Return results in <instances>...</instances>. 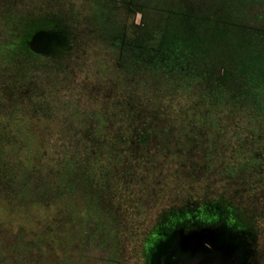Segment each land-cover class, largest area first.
I'll return each mask as SVG.
<instances>
[{
    "label": "rangeland",
    "instance_id": "374dc122",
    "mask_svg": "<svg viewBox=\"0 0 264 264\" xmlns=\"http://www.w3.org/2000/svg\"><path fill=\"white\" fill-rule=\"evenodd\" d=\"M203 1L0 0V246L13 244L16 229L29 224L25 207L8 209L18 199L1 176L29 174L40 194H57L60 176L77 179L86 168L94 141L84 135L101 127L102 138L114 137L123 149L98 172L94 206L78 202L89 214L103 204L109 218L91 216L85 250L95 264H144L143 246H151L147 234L160 215L162 228L182 221L202 195L238 194L239 210L244 202L252 207L244 217L255 234V215L264 216V0H207L202 13ZM211 24L221 31L204 30L195 42L207 58L192 60L198 71L207 67L198 86L139 69L134 60L133 71L125 70L133 51L111 44L114 36L150 47L174 27L187 34ZM45 25L62 32L58 55L37 56L26 46ZM216 81L225 86L216 91ZM156 86L162 93L153 94ZM146 117L157 120L153 135L143 136L145 147L161 149L142 159L115 137H134ZM64 154L77 161L75 170L61 171Z\"/></svg>",
    "mask_w": 264,
    "mask_h": 264
},
{
    "label": "trees",
    "instance_id": "16d2710c",
    "mask_svg": "<svg viewBox=\"0 0 264 264\" xmlns=\"http://www.w3.org/2000/svg\"><path fill=\"white\" fill-rule=\"evenodd\" d=\"M216 27V25L211 24L209 27L204 26V29L199 28L193 30V33L188 32L187 34L178 31L177 28L179 27H174L171 31H166L162 35L159 34V41L155 42V45H151L150 47L141 44V42H133L127 38L125 40H122L121 37H116V39H114V36L111 39V44L119 51L121 49L122 51H133L132 53L134 56L130 57L125 70L131 71L133 69V67H130V62L134 60L136 62L135 66H138L137 68L139 69H144L146 66H149L148 69L152 67L157 72L163 71L165 74H172L174 77L183 80L197 81L198 84L196 83V86H198L202 81L207 79V75L204 74L207 67L198 71L193 64L192 60L197 54L205 57L204 48L202 46L200 49L196 48L195 42L197 38L200 39L199 35L204 32V30L212 31L213 34L218 33V30L221 31V29L217 30ZM172 32L177 33L172 34ZM179 32L181 33L179 34ZM57 49L58 46H55L49 53L43 56L50 54L58 55ZM184 69H187V71L185 70V72H183ZM214 85L216 86V91L222 86H225V84L219 83V81H216ZM156 87H158L157 90L159 91H155L153 94L162 93L161 88L159 86ZM214 93L215 91L207 93V97ZM201 97H206V94ZM126 98L127 95H125L123 99ZM126 105L127 103L124 104L125 109H127ZM146 119L147 121H145L140 128H136L134 137L126 138L121 135L115 137L117 140L119 139L120 143L129 145V149H137L134 154L142 159H148L150 154L156 153L157 150L159 151L161 149V145L156 148L157 150L151 148V146L145 147L147 141L143 136L144 134L146 135L147 132L153 135L156 127L151 122L156 121L157 118L146 117ZM102 129V127L100 130L98 129L94 136L91 133H86L84 135L87 139L94 141L86 151V158L84 157L83 159L87 161L86 168H81L82 164H80L79 168L81 169L79 170L80 172H78L80 177L77 179L76 176L69 179L60 176L59 192L57 194H53L52 192V194H40L39 187H37L35 182L32 183L29 174L24 175L23 173L15 177H11L10 175L5 177L1 176L2 180L10 183L12 194L15 193L17 196L15 199H18L17 201L14 200L8 209L14 206L16 207L14 210L19 211L21 210V206L25 207L29 218V224L24 226L23 229L20 227L16 229L14 234L15 242L13 244L7 245V247L0 246L1 264H95L92 260L93 256H90L85 250L90 236V233H88L89 227L92 226L90 224L91 216L95 215L97 219H101L103 222L106 221L105 219L108 217H106V212L103 210V204L100 208L94 207L93 213L89 214V212L83 211L84 209L78 202L81 200L82 205L86 207V209L94 206L93 196L95 194H92V192L95 187L99 186L96 184L98 181V172L106 168V161L108 162L111 157L117 155L118 151L123 149L122 147L120 148L119 146L113 145L114 137L102 138L104 134L99 133ZM167 136H169L167 133L164 134V137ZM46 137L47 136H45V138ZM45 138H43L44 141H46ZM28 149L29 146L27 147V150ZM41 152L46 155L48 150L46 151V149L42 147ZM99 153H104L105 158H103V154H100V158H97ZM27 155L29 156V153H27ZM89 156L95 157L98 161L97 165L90 164L92 161L90 162ZM21 158L23 159V157ZM64 158L61 156L62 161L61 159L59 161L62 166L61 171L72 167L75 170L76 166L79 165L74 157L72 158L70 155L64 154ZM144 161V163H148L147 160ZM67 176L68 175H66V177ZM54 187L55 186H53V188ZM82 187V192L84 189L86 190L85 194H76L77 188ZM18 205L20 206L18 207ZM21 211H24V209ZM8 212H10V210H8ZM15 213L13 212L12 218L15 217ZM110 218H113L115 221L113 216ZM33 222L36 223V225ZM0 224H3L1 219ZM33 224L34 227L32 226ZM69 227H72V229ZM110 227L112 229L114 228L113 226ZM97 230L98 228L95 227V233H97ZM67 233L71 235H65Z\"/></svg>",
    "mask_w": 264,
    "mask_h": 264
},
{
    "label": "flooded vegetation",
    "instance_id": "af4514ba",
    "mask_svg": "<svg viewBox=\"0 0 264 264\" xmlns=\"http://www.w3.org/2000/svg\"><path fill=\"white\" fill-rule=\"evenodd\" d=\"M105 1L108 3V0ZM203 2L200 8L202 13L204 11L203 8L207 7V0ZM116 4L117 6L119 5L118 3ZM206 11L209 12L210 10L208 9ZM109 17L111 16L109 15ZM39 29H42V27L32 31L26 38L25 43L27 47L29 38ZM28 49L30 50L29 47ZM35 55L43 56L39 54ZM214 195L215 197L213 196L211 198L203 195L194 198L197 209L190 212L187 211V215H185L182 221L174 220L167 223L168 225L163 228L160 222L162 219L161 214L160 219L156 220L147 234V238L153 241L151 242V246H147L146 242L143 246L144 264H151L152 254L155 253L161 243L168 242L176 236L182 239L185 238L186 240L197 236L202 240V237L205 238V233H211L212 237H217V239L223 240L225 243H230L232 249L233 246L238 248L241 260L240 264H264V216H260V214L255 215L256 217L253 220L256 225L254 234L251 224L244 217L254 213L252 207L248 208L246 206L247 202H241L243 206L239 210L237 208L238 203L235 199L238 194H225L228 195L229 200L224 199V197H227L224 194L214 193ZM150 233L151 236L149 235ZM256 239L262 245L260 248H256ZM204 247L208 250L211 248V245L205 241Z\"/></svg>",
    "mask_w": 264,
    "mask_h": 264
},
{
    "label": "water",
    "instance_id": "95a60500",
    "mask_svg": "<svg viewBox=\"0 0 264 264\" xmlns=\"http://www.w3.org/2000/svg\"><path fill=\"white\" fill-rule=\"evenodd\" d=\"M61 35L58 29L45 25L32 34L28 47L35 54L45 55L61 44ZM205 241L211 245L208 250L204 247ZM231 246L230 243L212 237L211 233H205L202 240L197 236L189 240L176 236L157 247L152 254L151 264H240L238 248L233 246L232 249Z\"/></svg>",
    "mask_w": 264,
    "mask_h": 264
}]
</instances>
